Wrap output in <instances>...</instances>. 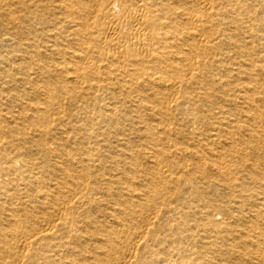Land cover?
Segmentation results:
<instances>
[{"label": "bare ground", "instance_id": "bare-ground-1", "mask_svg": "<svg viewBox=\"0 0 264 264\" xmlns=\"http://www.w3.org/2000/svg\"><path fill=\"white\" fill-rule=\"evenodd\" d=\"M0 264H264V0H0Z\"/></svg>", "mask_w": 264, "mask_h": 264}]
</instances>
